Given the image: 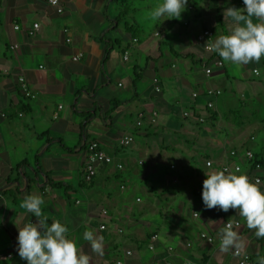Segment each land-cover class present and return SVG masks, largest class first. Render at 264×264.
I'll return each mask as SVG.
<instances>
[{
  "label": "crops",
  "instance_id": "obj_1",
  "mask_svg": "<svg viewBox=\"0 0 264 264\" xmlns=\"http://www.w3.org/2000/svg\"><path fill=\"white\" fill-rule=\"evenodd\" d=\"M121 1L60 0L62 12H57L47 0H0V264H27L18 254L17 237L18 227L37 222L20 207L30 194L43 198L48 224H65L68 238L91 256V263L182 264L188 258L192 264H237L231 252L219 250V230L231 217L240 222L239 235L256 264L257 254L264 256V238H256L236 209H207L202 200L205 172L234 160L228 153L237 135L228 120L231 132L225 130L223 108L234 119L236 102L246 109V101L264 91L259 70L264 57L237 68L196 40L202 29L213 31L212 41L229 34L232 21L224 19V10L244 8L243 0H230L232 5L191 0L181 19L156 22L148 19L152 9L145 0L136 5L129 0L133 16L127 22L137 24L136 37L127 33L123 20L116 21ZM112 3L114 14L109 13ZM34 22L39 27L29 36ZM214 57L223 66L207 76L203 64ZM18 76L34 98L23 95ZM154 76L159 91L151 83ZM208 87L221 90L213 110L205 108ZM185 110L189 117L182 115ZM244 132L239 130V136ZM126 134L133 141L121 146ZM91 140L113 159L97 164L86 181V143ZM258 187L264 192V186ZM86 229L103 236V255L93 253L83 239ZM201 231L212 234L214 242L200 239ZM153 233L158 239L149 250ZM167 246L173 247L171 254ZM126 250L131 255L124 256Z\"/></svg>",
  "mask_w": 264,
  "mask_h": 264
},
{
  "label": "clouds",
  "instance_id": "obj_2",
  "mask_svg": "<svg viewBox=\"0 0 264 264\" xmlns=\"http://www.w3.org/2000/svg\"><path fill=\"white\" fill-rule=\"evenodd\" d=\"M244 8L228 7L224 19L231 18L229 34L218 35L206 44V51L215 52L225 63L237 68L249 63H259L264 57V0H243ZM188 0H162L147 13L152 22L181 19ZM209 41V40H208ZM202 200L205 208H219L227 212L236 209L246 227L254 230L257 239L264 238V192L239 168H229L206 173ZM44 200L36 194L26 195L20 207L34 214L37 222L18 227V254L27 264H91V256L82 252L68 238L69 228L59 220H52L42 211ZM241 225L228 219L219 230V250L231 252L235 257L246 255V242L239 235ZM83 239L93 253L104 254V238L94 230L86 229ZM234 250V251H233ZM256 264H264V256L257 254Z\"/></svg>",
  "mask_w": 264,
  "mask_h": 264
},
{
  "label": "built area",
  "instance_id": "obj_3",
  "mask_svg": "<svg viewBox=\"0 0 264 264\" xmlns=\"http://www.w3.org/2000/svg\"><path fill=\"white\" fill-rule=\"evenodd\" d=\"M47 2L52 5L57 12H62V6L60 3V0H47ZM241 5H243V2H239ZM189 9L192 8V6H188ZM39 27V23L38 22H34L32 24V26L27 30V34L29 36H33L36 33V30ZM19 26L18 25H14V29H18ZM64 32L67 31V29L63 30ZM155 34H158V32H156ZM212 37H213V31L211 29H202L197 33L196 36V40L200 43H202L203 48L206 50V44L208 42L212 41ZM67 41H69L70 39L67 38ZM209 40V41H208ZM14 47V46H12ZM127 55L128 52L125 51L123 54V59L127 60ZM74 60L78 59L77 56L73 57ZM223 66V62L221 59H219L218 57H214L211 63H206L203 64V72L207 75L210 76L213 72V67H218L221 68ZM256 71V70H254ZM17 82L20 86V89L23 93V95L27 98H34L35 94L31 92V90L29 89L25 79L23 76H18L17 77ZM151 83L153 85V88L155 91H159V82L157 77H152L151 79ZM221 94V90L217 87H208L205 92L204 95L206 97L205 99V108L207 110H213L215 108L214 105V100L216 99L217 96H219ZM198 93L197 92H193L192 93V97L193 98H197ZM190 111L185 110L183 112V116L184 117H189L190 116ZM155 112L152 113V116H150V122L154 123L155 122ZM204 116L203 115H199L197 117V120L199 122H203L204 121ZM141 124V121H137V125ZM250 139H254L253 136L250 137ZM133 141V136L130 134H126L124 135L122 138H120L119 140V144L121 146H126L129 145L131 142ZM228 156L232 159H234L231 162H225L223 165H221L220 170H223L224 168H229L232 171H235V169L239 168L242 171V164L247 165L248 170L246 172L247 176L249 177V179L253 182V183H257L258 186H260L263 183V178L260 175V172L262 171L263 167L262 165L258 162L254 160V154L250 149H245L243 150L242 154L238 152V150L236 149H232L229 151ZM113 157L109 154H107L99 145L98 141L96 140H91L89 142L86 143V162H85V175L84 178L86 181H90L93 176L96 173V165L97 164H107L112 162ZM211 161L208 160L206 161V165L210 166L211 165ZM117 168H122V164L121 163H117L116 164ZM0 180H1V172H0ZM103 213H106L105 210H103ZM193 216H197V213H193ZM238 221V220H235ZM239 222V221H238ZM224 222V226H225ZM240 223V222H239ZM241 225V224H240ZM199 238L206 241L207 243H213L214 242V236L208 232H204L201 231L199 233ZM158 239V234L157 233H153L150 238H149V242L147 244V247L149 250H153L154 246H155V242ZM187 246H190V243L186 244ZM167 253L171 254L173 252V247L172 246H167L166 247ZM234 251V250H233ZM131 255V251L130 250H126L124 252V256H129ZM233 255V254H232ZM234 256V255H233ZM235 257V256H234ZM237 259V264H252V256L251 254H249L248 252H246V255L241 256V257H235ZM91 264H125L124 261L122 259H116V260H112V261H103V262H97V263H91ZM140 264H146L141 262ZM165 264H172L171 261L166 260ZM182 264H192V261L188 258H184L182 261ZM209 264V263H206Z\"/></svg>",
  "mask_w": 264,
  "mask_h": 264
},
{
  "label": "rangeland",
  "instance_id": "obj_4",
  "mask_svg": "<svg viewBox=\"0 0 264 264\" xmlns=\"http://www.w3.org/2000/svg\"><path fill=\"white\" fill-rule=\"evenodd\" d=\"M129 0H125L124 2L128 3ZM134 2V5L138 4V0H132ZM191 1V0H188ZM147 4L151 7V9H154L159 3H162V0H145ZM228 5H232V2L230 0H227ZM114 3L111 4L109 13L114 14L115 10H113ZM118 9V7H117ZM147 11V10H145ZM133 15L129 14L128 18L126 17V20L131 21V18ZM136 18V16L134 17ZM107 29V28H106ZM120 29L123 31V27L121 25ZM109 36V35H108ZM111 36V34H110ZM259 70L264 76V65L260 64L259 65ZM252 77H255L252 75ZM229 91V89H228ZM234 96L236 98L240 97L239 91L234 87ZM250 101V102H249ZM247 108L246 109H241L238 106V103L236 102V105L232 108V111H236V116L235 120L227 112V108H223L222 112H225V116L223 119V125L225 130L230 131V126L227 124V120L231 122V127L235 128V133H236V139L230 143V147L233 149H237L238 151L240 149H245L247 147L250 149L253 153L255 154H263L264 152V91L257 96V98L254 100H248ZM251 105V106H250ZM255 106V107H252ZM252 107V108H251ZM254 108V109H253ZM222 109V108H221ZM237 120L242 123V125L237 124ZM223 130V128H217L216 131ZM245 130L244 134L242 136H239V130ZM216 134L219 136L218 132ZM249 136H253L254 139L250 140ZM244 145V148H241V146ZM231 149V148H230ZM262 158L264 160V154L262 155ZM264 174V173H263ZM193 184L191 183L190 186ZM189 186V187H190ZM264 186V182L260 185ZM226 216V215H225Z\"/></svg>",
  "mask_w": 264,
  "mask_h": 264
},
{
  "label": "trees",
  "instance_id": "obj_5",
  "mask_svg": "<svg viewBox=\"0 0 264 264\" xmlns=\"http://www.w3.org/2000/svg\"><path fill=\"white\" fill-rule=\"evenodd\" d=\"M120 7H121V11L120 13L118 14V16L116 17V21H124V25L127 27L126 31L128 34H130L132 37H136L138 35H140V30L137 26V24L135 22H127L126 20V17L132 13L133 11V8H132V5L130 3H126L124 1H121L120 2ZM254 154V160L255 161H258L263 169L262 171L260 172V175L262 176L263 178V182H264V160L262 158V155L264 154Z\"/></svg>",
  "mask_w": 264,
  "mask_h": 264
}]
</instances>
